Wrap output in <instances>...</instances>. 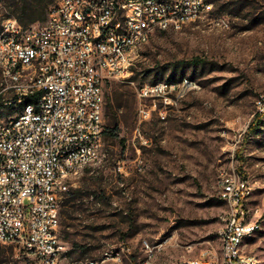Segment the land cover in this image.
<instances>
[{
  "label": "rangeland",
  "instance_id": "1",
  "mask_svg": "<svg viewBox=\"0 0 264 264\" xmlns=\"http://www.w3.org/2000/svg\"><path fill=\"white\" fill-rule=\"evenodd\" d=\"M213 2L181 30L157 31L138 50L130 77L105 83V127L118 126L120 135L104 134L101 158L70 187L80 194H64L60 236L70 258H100L124 243L131 254L121 264H143L144 241L164 243L150 264H184L205 249L220 253L218 231L229 205L219 180L229 171L251 186L248 204L259 208V228L246 250L264 264V116L246 136L264 94V0ZM5 18L15 17L1 2ZM185 78L199 87L166 106L165 118L154 112L136 133V88ZM13 106L0 111V121L16 113ZM139 157L144 172L137 169ZM123 161L128 174L118 170ZM0 264L34 261L19 244H2Z\"/></svg>",
  "mask_w": 264,
  "mask_h": 264
},
{
  "label": "built area",
  "instance_id": "2",
  "mask_svg": "<svg viewBox=\"0 0 264 264\" xmlns=\"http://www.w3.org/2000/svg\"><path fill=\"white\" fill-rule=\"evenodd\" d=\"M213 6L204 0H166V7H158V0H59L43 25L24 26L16 17L2 21L0 106L19 103L22 96H37V106L0 121V245L19 244L34 264H120L117 251L124 243L100 258L68 256L60 225L63 197L72 183H59V176L65 168L89 167L101 158L104 85L133 73L139 38L155 35L172 20L195 21ZM91 15L99 16V24H90ZM6 79H31L35 90L17 91L6 86ZM192 89L196 82L137 87L135 132L141 134V125L154 112L165 118L166 106L176 105L183 91ZM256 110L264 113V94L256 99ZM9 118H18V125L8 127ZM62 134H71V141H62ZM73 142L82 143L83 153H68ZM136 161L144 172L143 159ZM125 165L118 170L128 174ZM221 174V198L233 204V211L218 231L220 253L202 250L189 264L256 263L254 254L237 248L239 236L259 228V208L255 218L246 215L251 186L241 175L223 182Z\"/></svg>",
  "mask_w": 264,
  "mask_h": 264
},
{
  "label": "bare ground",
  "instance_id": "3",
  "mask_svg": "<svg viewBox=\"0 0 264 264\" xmlns=\"http://www.w3.org/2000/svg\"><path fill=\"white\" fill-rule=\"evenodd\" d=\"M204 4H209L208 0H204ZM158 7H166V0H158ZM7 21H15V18L7 19ZM216 23L223 27L229 26L225 20H219ZM90 24H99V16L91 15ZM185 25L186 24H184L183 22H180L179 20H172L171 25H163L162 28L157 29V31H168V30L178 31V30H181ZM151 37L152 36H143L139 38L138 47H136V54H134V61H135L138 50L142 46H144L146 43H148ZM180 82H194V81L189 80L188 78H185ZM6 86L13 87L17 91L35 90V82H33L31 79H6ZM176 86H177V82H171V81H160L155 84H146V87H149V88L176 87ZM198 87L199 86L197 84V88ZM192 90H184L183 97ZM12 105H14L17 108V111L15 110L16 112L15 114H26V112L29 109H32L35 106H37V96H22L19 103H8L7 106H12ZM7 106H4V107H7ZM261 115L264 116V113ZM17 125H18V118L8 119V127H16ZM62 141H71V134H62ZM68 153H83L82 143L73 142V145L68 146ZM85 168H87V165H79L77 169L65 168L64 175L59 176V183H72V186H73L75 182L74 181L75 178ZM143 169H144V166H143ZM221 173H222L221 181L223 182H234L236 180V176H239V174L236 172L222 171ZM228 205H229V210L225 217H228L230 212L233 211V204H228ZM246 215H247V218H255V208L247 207ZM257 229L258 228L252 229L250 230L249 233L244 234L243 236H239V238L237 239V248H241L242 252H248L246 250L247 240L256 233ZM143 245H144L145 252H149V250H151V255H149L145 260V264H150L151 261L154 259L156 253L162 249L164 243H160L158 245H152L149 242H146ZM130 254H131V248L126 247V245L122 246V248L118 249L117 251V261H119L120 264L123 263ZM198 258H195V259H198ZM195 259H188L184 262V264H189L195 261ZM106 264H116V263L113 260H106ZM250 264H258V260L256 263H250Z\"/></svg>",
  "mask_w": 264,
  "mask_h": 264
},
{
  "label": "trees",
  "instance_id": "4",
  "mask_svg": "<svg viewBox=\"0 0 264 264\" xmlns=\"http://www.w3.org/2000/svg\"><path fill=\"white\" fill-rule=\"evenodd\" d=\"M54 1L55 0H0V3L2 2L4 7L10 9V13L13 15V17H16L21 24H23L24 26H28L30 23L35 22L37 20H46L48 17L47 9L50 4ZM209 1L214 3L213 0ZM1 24L2 21L0 20V28ZM5 109H9V107L0 106V111H3ZM262 118V115H258L251 122L248 127L246 136H249L251 133L255 132L259 128ZM104 134L107 136L119 137L120 128L118 126H114L111 130H109L108 127H105ZM65 194L73 198H77V196L80 194V190H69ZM69 201L70 199L66 202L68 203ZM71 253L72 251L67 252L69 256L71 255Z\"/></svg>",
  "mask_w": 264,
  "mask_h": 264
},
{
  "label": "crops",
  "instance_id": "5",
  "mask_svg": "<svg viewBox=\"0 0 264 264\" xmlns=\"http://www.w3.org/2000/svg\"><path fill=\"white\" fill-rule=\"evenodd\" d=\"M152 262V261H151Z\"/></svg>",
  "mask_w": 264,
  "mask_h": 264
}]
</instances>
